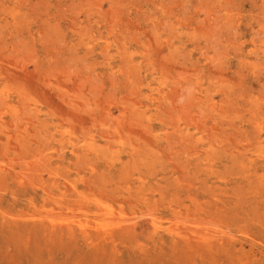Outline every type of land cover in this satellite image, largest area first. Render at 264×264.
Wrapping results in <instances>:
<instances>
[{
	"label": "rangeland",
	"instance_id": "1",
	"mask_svg": "<svg viewBox=\"0 0 264 264\" xmlns=\"http://www.w3.org/2000/svg\"><path fill=\"white\" fill-rule=\"evenodd\" d=\"M0 264H264V0H0Z\"/></svg>",
	"mask_w": 264,
	"mask_h": 264
}]
</instances>
